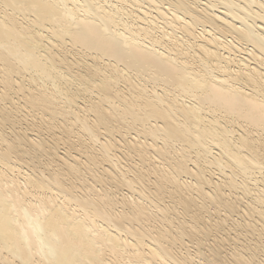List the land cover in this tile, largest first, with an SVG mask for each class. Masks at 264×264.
Wrapping results in <instances>:
<instances>
[{
    "label": "bare ground",
    "instance_id": "bare-ground-1",
    "mask_svg": "<svg viewBox=\"0 0 264 264\" xmlns=\"http://www.w3.org/2000/svg\"><path fill=\"white\" fill-rule=\"evenodd\" d=\"M187 243L264 264V0H0V264Z\"/></svg>",
    "mask_w": 264,
    "mask_h": 264
},
{
    "label": "rangeland",
    "instance_id": "rangeland-1",
    "mask_svg": "<svg viewBox=\"0 0 264 264\" xmlns=\"http://www.w3.org/2000/svg\"><path fill=\"white\" fill-rule=\"evenodd\" d=\"M251 184H252V183L250 182V185H251ZM253 192H254V191H253ZM242 199H243V200H242ZM242 199H241L240 201L243 202V204L248 203V201H249L250 204H251V202H252V200L250 199V196H249V199H248V197H247V199L245 198L246 200H245L243 197H242ZM250 200H251V202H250ZM240 201H239V203L241 204ZM245 202H246V203H245ZM237 205H238V204H237ZM251 205H252V204H251ZM235 206H236V205H235ZM238 207H239V205H238ZM246 210H248V209L246 208ZM246 210H245V212L247 213L248 211H246ZM248 217H249V216H248ZM234 219L240 221V219H237V217L232 216V220H234ZM252 219H253V218H251V220H252ZM206 220H207L206 222L209 223V221H210L211 223H209V224H208V223H204V224H202V226L200 225L202 228H204L203 230H205V232L207 233V236H205V235L203 234V231H202V233H201L202 236H203V238H204V239L206 238V239L204 240V242L207 241V242H205V247H204V248H205V249H204L205 251H204V253L206 252V250H209V249H212V250L214 249V251H217L218 253H219V252H220V253L229 252L230 249H231V248H230V247H231V244H229V243H231L232 237L234 236V230H233L234 227H232L231 221H229V219H228V222L226 223V222L224 221V222H225V223H224V222H222V221H220V220H218V219H214V220L211 219V220H210V219L207 218ZM215 220H216V221L218 220V221L216 222ZM241 220H242V219H241ZM253 220H254V219H253ZM219 221H220V222H219ZM214 222H215L216 224L218 223V224H217V225H218L217 227H215L216 224H215ZM212 223H214V224H212ZM219 223H220V225H219ZM211 224H212V226H213V229H212L213 231L210 230V229H211V228H210V227H211ZM223 224H225V225H223ZM226 224H227V225H226ZM204 225H206V226H204ZM221 225H223V226L225 227V229L222 228L223 226L221 227ZM228 225H229V226H228ZM209 226H210V227H209ZM226 226H227V227H226ZM197 227H199V226H197ZM201 227H200V228H201ZM206 227H207V228H206ZM214 227H215V228H214ZM219 227H220L221 229H223V230H221ZM218 228H219V230L221 231V233H220L219 230H217ZM231 228H232V229H231ZM229 229H230V230H229ZM209 230L212 231V232H210ZM214 230L217 231V235L219 234L218 236L216 235V232H215ZM225 230H226V231H225ZM227 230H228V231H227ZM232 230H233V231H232ZM218 231H219V232H218ZM222 231H223V233H222ZM229 232H230V233H229ZM213 233H214V234H213ZM224 233H225V235H224ZM226 233H227V234H226ZM210 234H211V235H210ZM212 234H213V235H212ZM220 234H221V237H222V238L219 237ZM222 235H223V236H222ZM211 237H213V238L211 239ZM216 237H217V238H216ZM224 237H225V239H224ZM230 238H231V239H230ZM208 239H209V240H208ZM223 239H224V240H223ZM226 239H229V240L226 241ZM211 240H212V241H211ZM213 240H214V241H213ZM221 241L224 243L225 246L222 245L223 243H222ZM225 241H226V242H225ZM212 242H213L214 244H213ZM210 243L213 244L215 247H214L213 245H211ZM187 244H189V245H187L188 247H186V249H187L186 251L190 250V251H188V253L191 254V255L193 256V255H194V254H193V249L189 247V246H192V245H191L190 243H187ZM217 244H218L219 246H218ZM226 245H227V246H226ZM206 246H207V247H206ZM226 247H227V248H226ZM188 248H190V249H188ZM206 248H208V249H206ZM217 248H218V250H217ZM226 249H227V251H226ZM180 251H182V253H185V252H186V251L183 250V249H181ZM184 251H185V252H184ZM204 253H203V254H204ZM224 254H225V253H224ZM223 256H224V255H223ZM193 258H194V260H195V257H194V256H193ZM199 258H200V259H199ZM196 259H197V260H195V261H198L199 263L203 261V259H202L201 257H196ZM204 259H205V258H204ZM201 260H202V261H201ZM200 264H207V262H206V260H204V261H203L202 263H200Z\"/></svg>",
    "mask_w": 264,
    "mask_h": 264
}]
</instances>
